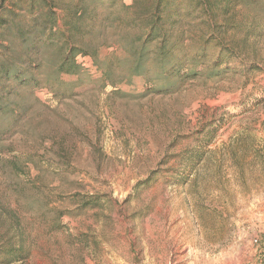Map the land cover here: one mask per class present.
Returning <instances> with one entry per match:
<instances>
[{"label": "rangeland", "instance_id": "1", "mask_svg": "<svg viewBox=\"0 0 264 264\" xmlns=\"http://www.w3.org/2000/svg\"><path fill=\"white\" fill-rule=\"evenodd\" d=\"M147 1L99 9L72 72L26 11L2 28L26 80L0 76V264H264V0L240 7L234 53L210 43L169 88L155 46L135 72ZM207 32L190 24L189 55ZM159 222L181 224L166 257Z\"/></svg>", "mask_w": 264, "mask_h": 264}, {"label": "trees", "instance_id": "2", "mask_svg": "<svg viewBox=\"0 0 264 264\" xmlns=\"http://www.w3.org/2000/svg\"><path fill=\"white\" fill-rule=\"evenodd\" d=\"M6 1L0 0V37L2 28L10 26L11 19L26 11L34 24L40 26L47 43L56 40L58 35L60 39L62 37L60 42L61 47L65 48V55L61 68L68 72L76 71L79 67L75 61L78 53H91L83 45V38L92 30L89 25L95 21L99 9L113 10L123 4L122 0H17L27 1V5L14 3L20 10L16 11L5 6ZM141 1L133 0V4ZM246 5L245 0H148L139 11L145 30L141 39L142 54L135 72H142L143 53H148L151 46H155V59L159 65L157 76L164 78L166 88L171 86L169 84L173 79L186 81L197 75L196 67L204 62L202 56L212 42L219 47L216 63L221 64L226 59V53L235 52L226 42L240 28L239 9ZM196 21L203 23L208 32L203 46L197 55L192 56L186 44L187 29ZM24 74L22 69H17L8 61L0 62L1 77L24 81ZM2 100L3 95L0 94V104ZM22 252L24 248L11 246L5 254L12 258Z\"/></svg>", "mask_w": 264, "mask_h": 264}, {"label": "bare ground", "instance_id": "3", "mask_svg": "<svg viewBox=\"0 0 264 264\" xmlns=\"http://www.w3.org/2000/svg\"><path fill=\"white\" fill-rule=\"evenodd\" d=\"M253 216V215H252ZM186 220V219H185ZM190 220V219H189ZM188 219H187V221L188 222H190ZM159 225H160V230L162 231V233H161V239L163 240V243H164V254L162 255V257H166V256H168V254H169V252H168V250H167V245H168V243L169 242H171V241H173L174 239L177 241V239H176V237H177V230H178V228H180L181 227V224L179 223L177 226H175V227H173V228H170V230L168 231V229H164L163 227H162V223L161 222H159ZM179 236V235H178ZM183 239V238H182ZM175 241V243L174 244H177V242ZM162 244V243H161ZM151 250H152V248H151ZM154 250V249H153ZM153 252V251H152ZM186 252H187V250H186ZM192 252H193V250L192 249H190V250H188V254L187 255H190V254H192ZM157 253V252H156ZM156 253L154 254V253H152V255L154 256V257H157V255H156ZM221 255H223L222 257L221 256H216V257H214L213 259H211L210 257H209V259H207L206 258V260H209V262L211 263V264H221V262H222V260H223V257H224V253H222ZM179 257V259H183L185 256H178ZM199 259V258H198ZM202 259V258H201ZM197 261H199V260H197ZM201 263H204V262H201ZM207 263V262H206ZM208 264V263H207Z\"/></svg>", "mask_w": 264, "mask_h": 264}]
</instances>
